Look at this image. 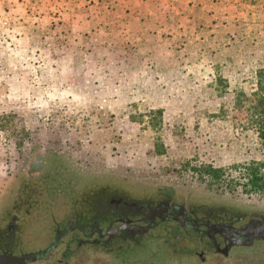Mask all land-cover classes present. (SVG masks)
Here are the masks:
<instances>
[{"label": "rangeland", "instance_id": "1", "mask_svg": "<svg viewBox=\"0 0 264 264\" xmlns=\"http://www.w3.org/2000/svg\"><path fill=\"white\" fill-rule=\"evenodd\" d=\"M108 4L95 2L99 25L114 26L95 33L71 17L83 3L0 0L3 252L44 255L27 264H264V239L231 246L205 227L166 222L132 240L93 233L163 202L236 228L264 215L263 196L236 188V165L264 151L234 109L236 88L264 69V0L246 4V33L184 53L154 50L137 27L122 34Z\"/></svg>", "mask_w": 264, "mask_h": 264}, {"label": "crops", "instance_id": "2", "mask_svg": "<svg viewBox=\"0 0 264 264\" xmlns=\"http://www.w3.org/2000/svg\"><path fill=\"white\" fill-rule=\"evenodd\" d=\"M16 1V0H9ZM28 1V0H26ZM70 0H59L65 3ZM74 4L83 3V7L72 9V19L86 17L91 24L81 25L82 31L91 26L95 33L108 32L114 26L107 22L99 25L96 13V0H71ZM245 0H108V6L120 17L122 34L134 37L133 28L139 36L154 38V50L189 52L194 49L205 51L206 44L211 46L223 39L222 35L232 33L239 35L247 32L253 14ZM93 2V3H92ZM76 6V5H75ZM80 11H82L80 13ZM79 12L80 14H77ZM116 17V16H115ZM110 18L115 20L116 18ZM105 17H103L104 19ZM79 29L80 26H77ZM132 33V34H129ZM121 34V35H122ZM236 37V35L234 36ZM166 38V39H164ZM182 42H177V40ZM162 42V43H160ZM180 43V44H178Z\"/></svg>", "mask_w": 264, "mask_h": 264}, {"label": "flooded vegetation", "instance_id": "3", "mask_svg": "<svg viewBox=\"0 0 264 264\" xmlns=\"http://www.w3.org/2000/svg\"><path fill=\"white\" fill-rule=\"evenodd\" d=\"M115 205L117 208L121 206L130 211L137 209L136 212H139L138 210H140L136 203H132L130 205L128 202H123L122 200L118 201ZM142 210H144L146 216H148L146 219L144 218L139 221L130 219L129 217L127 218L129 215L128 213L125 218L119 220L120 225L116 228L112 227L110 230H105V234H103L102 230L99 229V226L97 225L93 233L99 236V238L106 235L110 240L119 235L121 237H126L128 240L129 238L132 240L133 238H139L148 234L153 229L158 228L161 223L164 224L166 222H173L179 224V228L182 232H185L187 228H191L194 231L199 232L200 227H205L208 236L211 237L212 233H214L215 235L220 236L224 242L230 244L231 246L235 244H247L245 242L253 244L256 239H264V215H256L252 220H249L239 228H236L233 222L225 224H211L209 221L195 220L193 218V212L188 210V208L172 205L169 202L160 203L154 208L145 205ZM87 222L88 221H85V223ZM140 222L143 224H140ZM71 225H74V220H71ZM86 227L87 226L84 225V229ZM81 228L83 229L82 226L79 227V229ZM75 231L76 228L73 227V232ZM13 259L20 258L8 256L6 252H3L0 244V264H12Z\"/></svg>", "mask_w": 264, "mask_h": 264}, {"label": "trees", "instance_id": "4", "mask_svg": "<svg viewBox=\"0 0 264 264\" xmlns=\"http://www.w3.org/2000/svg\"><path fill=\"white\" fill-rule=\"evenodd\" d=\"M246 4L255 5V0H245ZM219 81H222L221 79ZM234 109L236 117L240 120L243 129L251 130L257 136L262 151H264V69L255 71L253 81L249 83V88L238 87L235 92ZM159 116L163 115L162 110H157ZM236 188L248 195L264 197V153L261 159L251 162L237 164ZM206 172L215 178H220L222 169H215L208 166ZM2 247V245H1ZM44 255L30 256L24 255L20 259L36 261Z\"/></svg>", "mask_w": 264, "mask_h": 264}, {"label": "water", "instance_id": "5", "mask_svg": "<svg viewBox=\"0 0 264 264\" xmlns=\"http://www.w3.org/2000/svg\"><path fill=\"white\" fill-rule=\"evenodd\" d=\"M12 264H25V260L24 259H13Z\"/></svg>", "mask_w": 264, "mask_h": 264}]
</instances>
